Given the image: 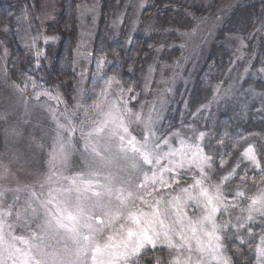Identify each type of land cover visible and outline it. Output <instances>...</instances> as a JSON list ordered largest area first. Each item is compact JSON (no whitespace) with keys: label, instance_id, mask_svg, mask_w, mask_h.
<instances>
[{"label":"snow or ice","instance_id":"6c2138e0","mask_svg":"<svg viewBox=\"0 0 264 264\" xmlns=\"http://www.w3.org/2000/svg\"><path fill=\"white\" fill-rule=\"evenodd\" d=\"M82 115L79 124L68 117V125L56 124L49 172L40 185H49L46 195L30 190L22 203L15 196L7 206L0 199V264H143L149 250L157 248L168 250L167 264H231L225 241L235 235L245 243L239 235L245 228L252 236L248 225L264 217V188L250 196L237 190L230 200L222 185L236 175V168L220 183H209L213 158L201 143H189L179 133L174 134L179 148L167 137L161 141L151 114L142 120L126 102L123 109L111 105L106 110L100 104L94 115L87 109ZM132 115L143 123L142 139L129 130ZM77 131L88 155L87 170L65 176L62 169L76 149ZM204 135L199 133L198 141ZM242 155L261 167L251 145ZM181 169L196 171L191 184L176 188ZM241 198L248 200L240 208L246 214L235 216L233 223L231 210L239 208ZM155 264L164 262L157 256ZM255 264H264V234L255 245Z\"/></svg>","mask_w":264,"mask_h":264},{"label":"rangeland","instance_id":"374dc122","mask_svg":"<svg viewBox=\"0 0 264 264\" xmlns=\"http://www.w3.org/2000/svg\"><path fill=\"white\" fill-rule=\"evenodd\" d=\"M150 1L124 0L121 10L111 19L114 32L117 29L120 30L124 23H127L128 37H132L137 32L151 33L158 30L154 21L143 20L144 11ZM185 1L187 3V0ZM202 1L209 8L207 14L197 15L189 10L187 14L190 25L180 30L161 31L166 37L169 36L170 43L161 45L159 55L146 68L143 84L138 90L128 88L125 81L109 72V67L112 65L109 58L95 59L92 56L91 48L99 23V0H82L79 5L80 34L74 49L78 81L69 98L61 88L47 84L43 79V72L39 74L40 78L29 75L20 81L12 80L7 73L10 48L5 45L6 41L0 35V95L3 94L6 97L0 101V107L3 108L2 115L5 117L1 119L5 144L0 152V192L4 193L0 199L5 206L11 203L15 196H19V202L22 203L30 190L46 195L49 185H45L44 188L40 185L49 172L48 153L51 151L57 131V122L68 125V119H66L68 117L73 124H79L85 109L88 110L89 115H94L95 107L100 104H105L106 110L107 106L111 105L123 109L126 102L133 113L141 114L142 120L147 119L151 114L152 129L161 141L167 137L171 140L173 147L179 148L177 137L174 135L179 133L180 138L189 143H201L204 152L213 158L206 148L207 133L200 130L199 116L200 114L208 115L211 109L225 98L231 99L240 87L246 90V95L251 101L258 93L264 94V56L259 57L260 47L264 44V20L259 21L247 37L238 28L231 27V30L225 33L223 40L233 52L230 74L225 80L214 84L207 101L197 105L196 108H191L192 87L208 59L210 48L221 36L225 22L238 6L254 0ZM18 2L20 9L17 16L20 22L19 34L22 45L29 53L36 56L34 65L42 70V66L48 62V47L58 44L59 36L48 31V26L58 17L62 0H40V2L18 0ZM162 51L165 53L163 54ZM45 59L46 62H43ZM254 81H260V83L255 84ZM170 113L171 116H173L172 113L177 114L178 126L172 124L173 119H167ZM129 119L132 121L130 132L137 139H142L143 123H136L134 115ZM201 132L205 134L204 139L198 141L197 138ZM63 134L67 136L66 132ZM153 139L155 141L156 138ZM73 142L76 144V149L72 151L66 165L63 166L65 176H73L77 172L87 170L88 155L83 151L84 141L80 138L78 131L74 134ZM38 145L44 147L41 148ZM250 145L258 158L256 146L251 143L244 147L241 160L231 168L219 170L213 167L208 170L210 173L208 182L220 183L221 177L236 168V175L222 185L225 195L230 200L237 190L244 191L246 196H250L264 188V180H242L239 184H234L241 164L243 162L251 164L242 155ZM238 163L239 167H236ZM251 166L254 165L251 164ZM181 171L184 175L181 184L174 185L176 188L191 184L193 182L191 174L196 170L181 169ZM132 175L135 179V173ZM196 175L199 173L196 172ZM66 183L67 181H60V184ZM167 198L166 196L165 199ZM238 203L239 208L231 210L233 223L236 222L235 216L246 214L242 213L240 208H246L248 200L241 198ZM189 211L191 212V209ZM248 227L252 229L251 237L248 235V228L240 229L239 235L243 236L245 241L253 239L255 247L259 243V237L264 234L262 231L264 217H257L256 222L250 223ZM20 232L21 229L17 227L16 233ZM225 255L229 257L226 245ZM148 263L144 257L143 264Z\"/></svg>","mask_w":264,"mask_h":264},{"label":"trees","instance_id":"16d2710c","mask_svg":"<svg viewBox=\"0 0 264 264\" xmlns=\"http://www.w3.org/2000/svg\"><path fill=\"white\" fill-rule=\"evenodd\" d=\"M81 1L62 0L58 17L48 26V31L59 36L58 44L48 47V62L40 70L34 65L36 56L29 53L22 45L19 34L20 22L17 16L20 9L18 0H0V35L6 41L5 45L10 48L7 73L12 80L20 81L29 75L40 78L39 74L43 72L42 76L47 84L61 88L68 98L73 94L78 81L74 49L80 34L78 25ZM123 3L124 0H99V23L91 48L92 56L95 59L109 58L112 61L109 72L125 81L128 88L138 90L143 84L146 68L159 55L161 45L170 43L169 36L166 37L161 31L184 29L190 25L187 14L189 10L202 15L207 14L209 8L202 0H187V3L185 0H151L144 11L143 20L154 21L158 30L151 33L137 32L132 37H128L127 23H124L120 30L117 29L119 32L117 30L114 32L111 23L112 17L121 10ZM263 20L264 0H254L238 6L227 19L221 36L210 48L208 59L192 87L191 108H196L197 105L207 101L214 84L225 80L230 74L233 52L223 40L225 33L231 30V27L238 28L247 37L258 22ZM263 56L264 44L261 45L259 53L260 58ZM43 62H46V59ZM253 83L259 84L260 81ZM2 98L6 97L1 94L0 101ZM2 112L3 108L0 107V115ZM172 114L173 116L170 113L167 119H173L172 124L178 126L177 114ZM199 118L200 130L207 133L206 148L213 155V165L216 169L231 168L241 160L244 147L253 143L261 167L256 168L243 162L234 184H239L242 181L241 177L248 181L264 180V94L258 93L251 101L246 95V90L240 87L231 99L225 98L221 103L216 104L208 115L200 114ZM4 144V127L0 119V152ZM221 160L225 161L223 167ZM234 237L235 235L225 241L231 264H255L254 240L249 239L241 243ZM157 256L167 264L169 258L167 249L149 250L145 260L149 262L148 264H155Z\"/></svg>","mask_w":264,"mask_h":264}]
</instances>
